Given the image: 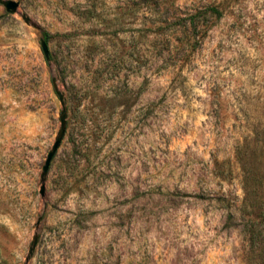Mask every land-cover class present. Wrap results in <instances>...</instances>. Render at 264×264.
Wrapping results in <instances>:
<instances>
[{
  "label": "rangeland",
  "instance_id": "obj_1",
  "mask_svg": "<svg viewBox=\"0 0 264 264\" xmlns=\"http://www.w3.org/2000/svg\"><path fill=\"white\" fill-rule=\"evenodd\" d=\"M16 1L0 264H264V0Z\"/></svg>",
  "mask_w": 264,
  "mask_h": 264
},
{
  "label": "water",
  "instance_id": "obj_2",
  "mask_svg": "<svg viewBox=\"0 0 264 264\" xmlns=\"http://www.w3.org/2000/svg\"><path fill=\"white\" fill-rule=\"evenodd\" d=\"M0 3L5 6L7 11H9L11 13H15L19 7V2L16 0H0ZM23 17L27 22L29 21V18L26 15H24ZM41 46H42V49H43V52H44L46 58H49L50 50H49L48 43L45 40H42ZM54 81H55V79H54ZM55 89H56V92H57L59 99L61 101V104H62V110H61V114H60L61 126L59 128L55 142H54L52 148L50 149V151L48 152L47 158L45 160V164L43 165L42 179L44 181L46 179V175L48 174L51 162H52L58 148L60 147V145L62 143V140H63L65 132H66V126H67V108H66L65 96L58 89L56 84H55ZM44 188H45V185L43 184L42 188H41L42 194L44 193ZM37 242H38V237L36 236L32 242L31 247H30V250H29L30 254H29L28 258H30V255L34 251V248L36 247Z\"/></svg>",
  "mask_w": 264,
  "mask_h": 264
},
{
  "label": "trees",
  "instance_id": "obj_3",
  "mask_svg": "<svg viewBox=\"0 0 264 264\" xmlns=\"http://www.w3.org/2000/svg\"><path fill=\"white\" fill-rule=\"evenodd\" d=\"M215 11V10H214ZM217 11V10H216ZM199 25V24H198ZM198 25L196 24V23H194V24H192V25H190V24H186V26H185V28L187 29V31L189 30V28H191V26L193 27V28H197L198 27ZM189 32V34L191 33L190 32V30L188 31ZM190 39V37L188 38V40ZM248 229H249V231L252 233V236L254 237L255 235H258L259 237H260V239H259V242H261L262 243V248H260L261 249V251H264V235H261V232L262 231H256L254 228H249L248 227ZM263 233V232H262ZM264 234V233H263ZM261 235V236H260Z\"/></svg>",
  "mask_w": 264,
  "mask_h": 264
}]
</instances>
